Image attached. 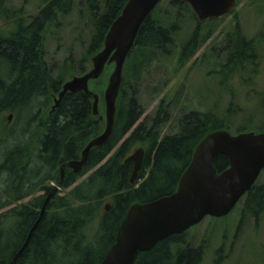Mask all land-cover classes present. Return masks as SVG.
Wrapping results in <instances>:
<instances>
[{
	"label": "trees",
	"instance_id": "16d2710c",
	"mask_svg": "<svg viewBox=\"0 0 264 264\" xmlns=\"http://www.w3.org/2000/svg\"><path fill=\"white\" fill-rule=\"evenodd\" d=\"M127 2L45 0L39 13L28 22L26 16H19L7 34L0 33V264H10L22 248L40 217L39 208L52 188L49 183L60 178L59 166L78 159L88 142L102 132V121L93 114L94 98L82 91L68 93L53 113L46 108L71 74L77 69L79 73L87 71L86 64H91L93 56L103 48L111 25ZM76 5H83L91 29L86 52L77 61L71 58L72 62L65 63L62 72L54 76L45 59L46 34L59 27L61 17L73 12ZM169 6L173 12L167 11L168 17L152 13L146 19L124 69L138 47L151 52L170 50L186 14L196 25L181 47V65L210 37L203 34L202 26L215 19L199 21L186 2L169 0ZM225 53L227 58L221 67L225 86L231 87L230 79L238 76L244 83L255 81L260 67L257 42L246 38L239 25L230 34ZM134 70L139 72V64ZM104 87L103 77L92 86L99 93ZM135 88L123 74L112 137L104 146L91 150L81 173L66 171L64 188L76 184L89 171L91 174L68 193L60 194L61 188L51 198L16 264H101L131 206L173 194L201 140L223 128L231 132L230 122L215 111L194 110L179 119L177 132L163 135L162 126L171 117L169 103L163 98L156 114L141 121L143 108ZM260 95L264 109V92ZM5 112H14L20 120L27 116L25 138L30 135L25 143L18 142L13 129H7ZM29 125H36L40 131L35 132ZM247 130L243 127L235 132ZM257 130L263 132L264 127ZM12 137L14 141L10 142ZM138 145H144L146 155L138 181L131 184L133 162L126 160ZM214 164L222 172L229 167V158L221 154ZM38 191L43 194L36 196ZM27 197H31L28 203L18 204ZM107 198L109 210L101 207ZM243 198L241 223L248 213L259 218L264 211V182L256 183ZM12 205L15 206L9 208ZM185 233L170 235L150 250L139 252L134 264H201L203 247L190 245Z\"/></svg>",
	"mask_w": 264,
	"mask_h": 264
},
{
	"label": "rangeland",
	"instance_id": "374dc122",
	"mask_svg": "<svg viewBox=\"0 0 264 264\" xmlns=\"http://www.w3.org/2000/svg\"><path fill=\"white\" fill-rule=\"evenodd\" d=\"M44 2L45 0H0V33L7 34L19 16H26L28 22L32 16L39 13ZM76 6L73 12L61 17L59 27L51 28L46 34L45 59L51 66L54 76L62 72V66L65 63L72 62L71 58L77 61L86 52L91 29L85 19L86 15L83 14V5ZM167 11L173 12V9L169 6V0H163L156 7L153 15L167 16ZM195 25L196 23L186 14L182 30L176 36L175 44L170 47V50L151 52L138 47L126 64L123 74L127 81L135 84V90L143 108L141 121L153 117L162 99L165 98L166 103H169L171 117L162 126L163 135L177 132L179 119L185 113L194 110L215 111L230 122L233 134L243 127L248 129L247 132H257V129L264 127V109L260 95V92H264V0H237V5L232 12L215 19L212 23L206 22L202 26L203 34H210V37L189 61L181 65L179 61L181 47L191 36ZM237 25L241 27L246 38L257 42L260 67L254 82L244 83L238 76L231 78V87H227L222 83L221 67L227 58L225 48L230 34L234 32ZM136 53L141 54L143 58L137 57ZM136 64H139L138 73L134 70ZM86 66L88 70L91 64ZM79 72L80 70L77 69L74 74H80ZM54 97L51 98L46 111L53 105ZM102 99L100 104L104 113V95ZM38 107H35L34 113H37ZM3 117L7 123V129H13L15 137L20 139L18 142L22 140V143H25L30 135L27 134L25 138L29 121L27 116L20 120L14 112H5ZM36 123L38 124L39 121ZM102 124L103 131L105 122ZM35 126L29 125L28 128L39 132L40 129H35ZM35 135L36 133L32 137ZM13 141L12 137L10 142ZM141 146L144 145L136 146L134 151ZM89 174H91L90 171L81 176L70 188L62 186L60 194L68 193ZM56 182L57 180L49 184L53 188ZM261 182H264V170L257 180V183ZM40 194H43V191L35 193L36 196ZM243 199L227 216L221 218L207 216L202 222L186 231L187 242L194 247L202 246L204 249L201 264H264V211L259 218L248 213L241 223L242 209L245 204ZM29 200L31 198H26L19 204L27 203ZM109 202L107 198L101 207L104 208ZM13 206L15 205L9 208Z\"/></svg>",
	"mask_w": 264,
	"mask_h": 264
},
{
	"label": "water",
	"instance_id": "95a60500",
	"mask_svg": "<svg viewBox=\"0 0 264 264\" xmlns=\"http://www.w3.org/2000/svg\"><path fill=\"white\" fill-rule=\"evenodd\" d=\"M161 1L128 0L120 16L111 25L103 48L93 56L91 67L84 73L70 76L55 95L50 113L60 107L68 93L82 91L93 96V114L105 122V129L88 142L78 159L61 166V180L52 188L39 219L11 264H16L29 246L45 215L51 195L63 185L65 169L71 168L75 173H81L91 150L104 146L112 137L125 63L136 46L143 24ZM177 1L188 3L201 22L227 15L237 4V0ZM102 77L105 88L103 94H100L92 86ZM103 95L104 113L100 104ZM221 154L229 158V167L218 172L214 163ZM145 155L146 150L141 146L126 160L133 162L132 184L138 180ZM263 170L264 131L232 134L220 129L211 132L196 147L191 164L181 176L178 189L173 194L131 206L118 229L115 243L101 264H134L139 252L150 250L170 235L187 231L207 216L221 218L228 215L256 184ZM109 208L108 204L106 209Z\"/></svg>",
	"mask_w": 264,
	"mask_h": 264
},
{
	"label": "bare ground",
	"instance_id": "6f19581e",
	"mask_svg": "<svg viewBox=\"0 0 264 264\" xmlns=\"http://www.w3.org/2000/svg\"><path fill=\"white\" fill-rule=\"evenodd\" d=\"M72 160H74V159H72ZM69 161H70V160H69ZM66 162H68V161H65L64 163H66ZM64 163H63V164H64ZM63 164H61V165L59 166L60 178H59L58 181H60L61 178H62L61 166H62ZM67 170H70V171H72L73 173H75L71 168H66V169H65V175H64L63 183H64V180H65V176H66V171H67ZM58 181H57V182H58ZM57 182H56V183H57ZM130 182H131V178H130ZM63 183H62V184H63ZM131 184H132V183H131ZM61 188H62V186L56 191V193H57ZM51 192H52V188H51L50 194H51ZM56 193H54V194L51 195L50 200H51V198H52ZM50 194H49V195H50ZM49 195H48V196H49ZM47 198H48V197H47ZM47 198H46V200H47ZM50 200H49V202H50ZM45 202H46V201H45ZM49 202H48V203H49ZM48 203H47V204H48ZM44 205H45V203H44ZM43 207H44V206H43ZM43 207H42V209H43ZM46 207H47V205H46ZM42 209L40 210V214H41ZM45 212H46V211H45ZM10 264H11V263H10Z\"/></svg>",
	"mask_w": 264,
	"mask_h": 264
},
{
	"label": "flooded vegetation",
	"instance_id": "af4514ba",
	"mask_svg": "<svg viewBox=\"0 0 264 264\" xmlns=\"http://www.w3.org/2000/svg\"><path fill=\"white\" fill-rule=\"evenodd\" d=\"M50 191H51V190H50ZM49 194H50V192L48 193V195H49ZM48 195L46 196V198L48 197ZM56 195H57V193H56ZM27 198H31V197H27ZM46 198H44V201L42 202V204H41L39 210H41L42 207L44 206V203H45V201H46ZM25 199H26V198H25ZM29 201H30V200H29ZM29 201H28V202H29ZM20 202H22V201H20ZM20 202H19V203H20ZM28 202H27V203H28ZM19 203H18V204H19ZM21 204H22V203H21ZM47 206H48V204H47ZM11 208H12V207H11ZM46 208H47V207H46Z\"/></svg>",
	"mask_w": 264,
	"mask_h": 264
}]
</instances>
